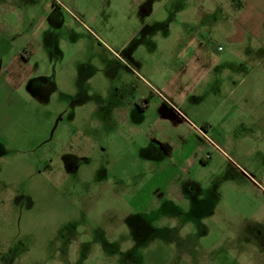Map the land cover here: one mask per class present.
I'll return each mask as SVG.
<instances>
[{
    "label": "rangeland",
    "instance_id": "374dc122",
    "mask_svg": "<svg viewBox=\"0 0 264 264\" xmlns=\"http://www.w3.org/2000/svg\"><path fill=\"white\" fill-rule=\"evenodd\" d=\"M233 1L0 0V264H264V62L216 29Z\"/></svg>",
    "mask_w": 264,
    "mask_h": 264
},
{
    "label": "crops",
    "instance_id": "0c3cea01",
    "mask_svg": "<svg viewBox=\"0 0 264 264\" xmlns=\"http://www.w3.org/2000/svg\"><path fill=\"white\" fill-rule=\"evenodd\" d=\"M217 6L221 7V4L218 2ZM229 6L232 11L236 9L238 12V19L236 21H231V24H225V26H221L220 24L216 25V29L226 42L230 43L232 46L241 47V52L239 54L242 55V57L244 55L243 58H246V61H251L250 59H252L263 63L264 0H239L238 4L233 1ZM228 9L229 7L226 8V10ZM220 47L223 48L222 46ZM221 51H224V48ZM261 63H259L257 67L260 68ZM245 71H247V74L255 72L250 69ZM13 87L15 86L13 85L12 88ZM153 89L152 91L156 90Z\"/></svg>",
    "mask_w": 264,
    "mask_h": 264
},
{
    "label": "flooded vegetation",
    "instance_id": "af4514ba",
    "mask_svg": "<svg viewBox=\"0 0 264 264\" xmlns=\"http://www.w3.org/2000/svg\"><path fill=\"white\" fill-rule=\"evenodd\" d=\"M59 8L62 9V7L59 5V2H54L53 3V10L57 11ZM142 12H144V13L148 12V8L146 6H143ZM14 72H15L14 69L7 68V73H6V75L8 76L7 78H9V76H12V74H14ZM54 83H55L54 78H47L45 75L41 74V75H39L37 77V79H31L30 78V79L26 80L24 85L26 84V85H28L29 88L32 87L33 89H34V87H36V89H38V90L40 88L44 87L45 90H47L48 92L53 93L52 91H53V88H54ZM56 126H57V124L55 125V127ZM55 127H54V130H55Z\"/></svg>",
    "mask_w": 264,
    "mask_h": 264
},
{
    "label": "clouds",
    "instance_id": "9594fccd",
    "mask_svg": "<svg viewBox=\"0 0 264 264\" xmlns=\"http://www.w3.org/2000/svg\"><path fill=\"white\" fill-rule=\"evenodd\" d=\"M171 223H172L173 226L175 225V222L174 221L171 222ZM189 230H190V228L187 227V228L184 229V232H188Z\"/></svg>",
    "mask_w": 264,
    "mask_h": 264
},
{
    "label": "built area",
    "instance_id": "2783aa9c",
    "mask_svg": "<svg viewBox=\"0 0 264 264\" xmlns=\"http://www.w3.org/2000/svg\"><path fill=\"white\" fill-rule=\"evenodd\" d=\"M222 50V48L221 47H219V51H221Z\"/></svg>",
    "mask_w": 264,
    "mask_h": 264
}]
</instances>
